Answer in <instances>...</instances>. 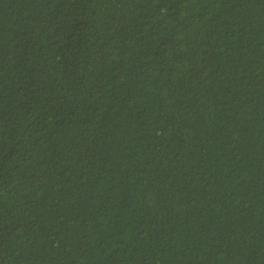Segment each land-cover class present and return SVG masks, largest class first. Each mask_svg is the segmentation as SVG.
Returning a JSON list of instances; mask_svg holds the SVG:
<instances>
[{"label":"trees","instance_id":"1","mask_svg":"<svg viewBox=\"0 0 264 264\" xmlns=\"http://www.w3.org/2000/svg\"><path fill=\"white\" fill-rule=\"evenodd\" d=\"M0 264H264V0H0Z\"/></svg>","mask_w":264,"mask_h":264}]
</instances>
